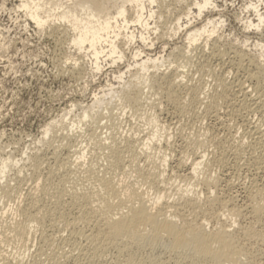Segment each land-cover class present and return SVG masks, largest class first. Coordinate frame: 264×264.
I'll return each mask as SVG.
<instances>
[{"label": "bare ground", "instance_id": "bare-ground-1", "mask_svg": "<svg viewBox=\"0 0 264 264\" xmlns=\"http://www.w3.org/2000/svg\"><path fill=\"white\" fill-rule=\"evenodd\" d=\"M18 1L17 8L22 9L37 28L47 27L49 35H55L59 43H66L78 50L88 51L91 66L95 70H99V63L103 57L112 60L113 63L122 60L124 53L118 47L117 42L120 34L124 31V38L130 42L136 38L133 31L130 30L131 23H138L143 29L148 30L149 19L152 18L154 11L147 8L144 2L148 1L149 4L155 2V0ZM131 4L135 6V16L129 20L130 8L128 5ZM209 4L210 0H198L192 5L196 9L197 15H200L202 9ZM252 8L256 10V6H252ZM191 10V8L188 9V11ZM256 16L258 18V23L255 25L257 28L262 23V15L256 10ZM163 17L166 18L168 15ZM175 20L176 29L179 30L182 27L179 23L180 18L177 17ZM214 23V21L208 20L201 28L187 30L186 42L181 47H176L179 48V51L175 48L178 51L176 57L182 58L180 61L186 62L188 59L192 61L187 53L193 47V43L206 34L204 44L203 42V45L197 43L198 46L194 47V49H198L202 58L199 63L198 61H196L197 64L195 63L196 71L201 75L198 81L189 82L190 79L186 72L188 67H184L185 71L178 70L176 65L175 68L170 69V65L163 66L159 57H146L140 62H136L138 70L131 73L126 81L122 79L124 72L117 76L122 84H120L121 90L116 91V100L123 107L129 108L128 114L130 112L142 115L144 123L153 129L150 130V133L147 131L148 133L145 135L142 132L145 136H139L141 133L134 130L135 132L131 133L130 131V134L121 135V137L116 135L114 137L110 133L103 134V130L101 132L99 126L100 123L102 124L101 121L99 123L101 115H96L97 112H93V108L100 107L97 99L87 109H82L77 120L75 119V126L74 119L70 122V128L69 124L62 123L63 116L60 119V126L56 124L58 120L45 125L41 132L44 137L39 141L46 142L45 144H48V148L51 149L46 153L48 156L44 152L36 151L29 154L27 162L29 160L30 163L27 166L30 171L29 176L33 179L31 188L25 193H21V180H18L14 185L7 182L0 183L1 197L6 198L7 201L15 200H12L14 204L17 200L14 207L13 204L11 206L15 216L18 214L17 217H19L15 219V217L8 216L7 219V215H5V219L3 216L0 218V264H165L160 258H156L158 255H155V252L157 251L166 254L167 261L172 264H264L261 263L263 260L256 263L254 259L259 250L264 248V232L259 231L258 229L261 230L259 227L257 230L255 229V223L264 216V205L260 204V199H258L260 203L255 199L257 196L262 198L260 194L263 189L261 192L255 182L256 179L249 177L252 179L251 184L253 185L252 190H247L246 195L250 203H248L249 209H245L247 206H244L247 201L240 203L246 199L238 201L239 199L234 195L236 192L233 191L234 194L229 192V188L235 183L230 179V172H227V147L232 141L230 142L227 137L230 134L226 133V136L222 135L223 138H220L215 129L217 125L226 129L227 121L233 119L231 118V116L234 117L233 115L242 116L243 113L249 115L250 112L257 111L258 108L264 106V66L248 58L242 51L234 48L228 49L227 46L220 48L216 42L210 43V46L206 48L208 37L214 33ZM248 23V26L252 25V22ZM139 39L146 42L148 37L141 33ZM189 53L191 54V51ZM139 55V50L134 53L136 57ZM180 61H178L180 64H185ZM227 64L231 70L234 68L237 72L245 71L246 79H249L253 84H250V87H245L241 81H238L240 83L227 82L225 79ZM161 67H165L164 70H160ZM216 67L220 69L218 72ZM70 68L69 72L77 74L76 76L83 74L81 73L84 70L82 63L77 62ZM188 72L190 71L188 70ZM205 74L215 76L214 83L209 85L211 88L207 86L206 81L202 80ZM189 75L191 76V74ZM150 93L159 95L157 103L150 99ZM250 94L254 97L249 96ZM250 97L254 99L252 100ZM159 98L173 107L174 115L179 119L193 118V122L196 120L201 125L203 119L211 117L216 122L211 126L210 124L204 126V124L202 133L196 131L199 134L194 135V138L185 137L187 134L182 135L180 126H178V133L179 136H183L181 140L184 145L180 149L182 157L179 155L174 161L176 167L180 169L185 166L184 162L187 160H184V153L186 150H190L194 146L202 148L206 144L212 146V149L209 147L211 155L206 151L210 157L203 152L200 153L201 155H194L195 157L191 158L188 171L185 170L186 173L182 174L180 178L182 183L179 182L176 185L180 175L176 176L178 180L174 176L177 181L173 182L176 185H173V189L170 187V183L168 184L171 181L167 182V177H164L167 160L170 158L167 150H172L173 142L169 141L170 136L164 132V127L157 120L156 114L151 113L152 109H157L161 104ZM146 109H151V112L146 113ZM222 110H224V114H221ZM136 115L134 117H137ZM87 119L90 120L91 127L86 135L87 142L83 148L73 150L75 157L73 153V155L69 154V151L65 152L68 153L67 155H61L60 148L62 146L60 148L59 146L65 144L64 141L60 143L57 140L60 144H54L55 146L52 148L54 142L50 144V141L53 140L45 138L50 133L51 135L55 134L56 128L59 126L60 135L58 136L68 144L72 139H75L76 132L73 131L77 128L76 125L84 124ZM189 124H191L190 121L187 125ZM199 124L196 125L200 126ZM253 124H243L245 126L244 133L247 139L248 137L250 139V141L248 139L249 142L247 141L248 147L259 145V141L264 136L261 125ZM103 125L104 123L101 126ZM104 126H109V129L115 127L114 124ZM130 128L133 127L130 126ZM198 128L201 129V127ZM242 129L240 130L242 131ZM81 132L79 131V133ZM237 141H239L236 145L237 148H233L237 151H233V153L240 158L243 156L240 154L244 153L240 150L244 149L243 144L246 141ZM160 142L164 144L165 149L161 148ZM257 147L252 149L253 153L248 151L250 152L249 156H261L252 165L255 166L254 174L264 170V155H258L261 151H256ZM259 148L262 149V146ZM198 150L200 149L198 148ZM87 152L92 154V157H89L90 160L86 162L84 157ZM167 152L168 154H166ZM10 157V155L0 157V180L15 165V160L11 161ZM237 159L234 161H237L236 165L239 166ZM249 160L248 162L252 164L254 159ZM249 163L246 164V168ZM174 170L173 172H175ZM235 170L236 168L234 172H238ZM176 173L178 172L176 171ZM170 177L168 179H171ZM79 180L81 181L78 182ZM1 200L0 203L3 202V199ZM246 210H249L248 214ZM246 214L250 221L248 219L249 222L246 225L239 224L238 220L246 218ZM11 215L13 216V214ZM227 220L229 221L227 222ZM231 226L233 228H230ZM34 238H38V244L33 252L28 253L27 258L26 251L29 250V244ZM3 246L6 247L3 248ZM17 246L22 247L26 253L12 256L16 252ZM7 247H11L9 251ZM11 253L12 257L9 256Z\"/></svg>", "mask_w": 264, "mask_h": 264}, {"label": "rangeland", "instance_id": "rangeland-1", "mask_svg": "<svg viewBox=\"0 0 264 264\" xmlns=\"http://www.w3.org/2000/svg\"><path fill=\"white\" fill-rule=\"evenodd\" d=\"M195 1H198V0H155L153 4H149L148 1H145L144 2L145 6H147V8H151L154 11L152 18L149 19L148 30L143 29V27L138 23H131L130 30L133 31L136 38L133 41H130V42L127 41V39L124 38L125 33L123 31L117 40L118 47H120L124 53V57L122 58V60L116 61L115 63H113L112 60L105 59L103 57L99 63L100 65L99 70H95L91 66L92 64L89 58L90 53L88 51L78 50L71 45H67L66 43L64 44L59 43L55 35H49V31H47L49 29H47V27H44L43 29L37 28L34 25V23L31 20H29L25 12L22 9L17 8V5L19 3L18 0H0V142H1L0 143V155L2 157L10 155L11 161L14 162L15 160L16 162V163L14 162L15 165L13 166V168H11L10 171L6 172L4 178L0 180V183L3 182L5 184V182H7L9 184L13 183L12 185H14L15 183H17L18 180H21L20 181L21 182L20 184L22 186L20 190L21 193L22 192L25 193L28 189H30L31 186L33 185V179L30 178L29 176L30 171H29V167L27 166L30 163L29 160L27 162V158L29 154H32L35 151L38 153L44 152V154H46L50 152V149H51V148L50 149L48 148L47 146L48 144L47 145L45 144L46 142L45 143L42 142L43 143L42 145V143L39 141V139L44 137L41 132L43 128H45V125L51 122H56L58 120L56 124L60 126L61 125L60 119L63 116L62 123L64 124L67 123V125L69 124L68 127L70 128V122H72L74 119L75 123L74 122L73 123L75 126L76 120L78 118V114L80 115V113L82 112V109H87L92 104V102H94L96 99L99 101L100 107L93 108V112H97L96 115L97 114L101 115L100 116L101 118L105 114L104 115L105 119H104V116H103V119L99 118V123L101 121L102 124L104 123V125H108V124L115 125V127L113 126L112 128H110L111 130H113L111 131L109 129V126L106 127L103 125L104 126L103 127L101 126L102 124L100 123L101 124V125L99 124V126L101 127L100 130L101 132L103 130L102 132L103 134L105 133L106 135L107 133L108 135L110 133V135H113L114 137L115 135L117 137H121V135L125 136L128 133L130 134V131L131 133L135 131L140 132L141 134L139 133L140 134L139 136H145L148 132L150 133V130H153V129H151L150 126L144 123L142 115H136L130 112L128 114V111H130L129 108L123 107L122 104L121 103L119 104L118 103L119 101L116 100L115 98L116 91L121 90L120 84H122V81H119L117 76L120 73L124 72L122 79L126 81L129 78L131 73H134L135 71L138 70L136 62H140L142 59H145L146 57H150V58L159 57V61H162L163 66L170 65L171 66V67L169 66L170 69H173L177 66L178 70L185 71L184 67L185 66L188 67L186 68V72L188 73V77L190 79L189 82L193 83V82L198 81L201 75L197 73L196 71V68H197L196 61H198L199 63V61L202 58L198 52V49L196 50L194 49V47L198 46V44H202V42L206 40V34L201 36L200 39H198L195 43H193L192 45L193 47H191L190 49L191 54L189 53L190 51L187 53L188 56H190L189 58L192 59V61L188 59L189 62L188 60H186V62L184 61L185 64H180L178 61H180L182 58L180 59L176 57L178 56L177 52L179 51L178 50L179 48L177 49L176 47H181L182 44L186 42L187 30L189 29L195 30L197 28H201L202 25L208 20L214 21L215 27H214V33L208 37V43L206 44V48L210 46V43L216 42L220 48H225L227 46L228 49L234 48V49L240 50L243 53H245L246 56H248V58L253 59L254 62L256 63L263 64L264 66V0H210V4L202 9L200 15H197V11L196 9H194V6L192 5ZM252 6H256V10L262 15V23L257 28L255 25L256 23H258V20H257L258 18L256 16V10L252 8ZM128 8H130L129 20H132L133 17L135 16V12H134L135 6L134 4H131V5H128ZM189 8H191L192 10L188 11ZM167 9L169 10L167 11ZM175 10H177L176 13H175ZM167 15L168 17L166 18L163 17ZM174 17L180 18L179 23L182 25V27L179 30L176 29V20ZM249 21L252 22V25L250 26H248ZM141 33L144 34L146 37H148L146 42H142L139 39ZM175 48L178 51H176ZM138 50H139L140 55L136 57L134 56V53H136ZM191 55L193 56V58ZM77 62L82 63L84 65V70L83 72H81L83 74L82 75L78 74L79 76H76L77 74L69 72L71 71L70 66L74 64L76 65ZM180 62L184 63L182 61ZM191 66H193L194 69H192L193 67ZM164 68L165 67L163 68L161 67L160 70H164ZM229 68L230 67L227 64L228 73L227 72H226L227 74L225 73V79L227 80V82L237 83L238 81H241L243 82V85L245 87L246 86L250 87L251 86L250 84H253L251 83L249 79H246L245 71L243 72L240 70L237 72L234 68H232L233 70ZM216 69L215 70L217 72L220 70L217 67ZM188 70L190 72L192 71L193 72L190 73L188 72ZM138 73H141V71H138ZM189 74H191V76ZM208 75L209 74L203 75L202 80L206 81L205 83L207 84V86L211 88L210 86L214 83L215 76L213 74H212L213 76L212 75L208 76ZM253 94L255 95V93ZM251 95L252 94H250L249 96ZM149 96L151 100L153 99V102L157 103L158 101L157 99L159 95H154L153 93H150ZM251 99L253 100L254 98H251ZM159 101H161L160 98H159ZM148 109H146L147 110L146 113H148V111L149 113L152 111L151 113L156 114L157 120L164 127V132L165 133L167 132L166 134L170 136L169 141L171 143L173 142L172 150H167L170 154L171 159L170 158L168 159V156H169L168 155L167 156L168 160H167V165H166L167 167H165L167 169L165 170V173H164L165 174L164 177L165 178L167 177L166 178L167 182L168 180L171 181V182H168V184L170 183V187L172 188L173 185H175L173 184V182L176 180L177 178L176 176L180 175L179 180L178 178H177L178 181L176 180L177 183L176 182L174 183H176V185H178L179 182L182 183V179L180 178L182 174L188 171L187 169H188L190 161L192 160L191 159L192 157L201 155L203 152H205L204 154H206V156L208 157H210L209 155H211L210 152H211L212 146L210 145L208 146L207 144H206L207 146L203 145L204 148L203 147L200 148L201 146L200 147L194 146L192 147L193 150L192 149L186 150V152H189V153H186V152L184 153V158H185L184 160H187L184 162V165L185 166L187 164L188 165L186 167L185 166L180 167V169L179 167H176L175 166L176 162L174 161L177 159L179 155L180 157H182L183 155L182 151H180L181 147L184 145L183 140H181L182 139L181 137H183L182 135L185 136L187 134L185 137L194 138V135H198L199 133H202V130H203L202 128L204 126H209V124L210 126L215 125L216 122L211 117L206 118L208 120L203 119L201 122L202 123L201 125L197 123L195 119H194L195 120L194 121L195 123H194L192 121L193 118L192 119L191 118L189 119L180 118L179 119L178 117H176V115H174L173 111L175 110L173 109V107L163 101H161V104L158 105L157 109L155 110L150 109L151 111ZM252 112H250L251 115L250 114L246 115V113H243L242 116H235V115H233L234 117L231 116V118L233 119H228L227 128L229 129L226 128L227 130L225 128H222L219 125H217L215 128L216 131H218L219 134L217 135H219L220 138H223V136H226V133L230 134V136L227 135L228 140H230V142L232 141L231 144L235 145V146L233 145L231 146L230 144L227 147V151H228L227 153L228 155L227 156V168H228L227 172L228 171L230 172V174L228 173L230 175V179H232V182H235L234 186H231L232 188L231 187L229 188V192L231 194H234L236 192L234 195L237 197V199H239L238 201L246 199L244 201H240V203H243V202L245 203L247 201V203L244 205V206H247L245 209H249L248 207L250 204L248 202L249 200H247L246 195L248 193L247 190L249 189L252 190V187H253V185L251 184V181H252L251 178L256 179V181L255 180L254 181L257 182L256 184L260 188L261 192L263 189V192L260 194L262 198L259 195L260 198H258L257 196V198L255 199H256V202H258L259 201L258 199H260L261 203L260 202L258 203L264 205V170L260 171L259 173L257 172L254 174L255 166H252L253 163L255 164L256 159L258 158L260 159L261 156L254 155L252 157V156H249L250 152H248V151L252 152L253 151L252 149L258 146L257 147L258 149L256 148L257 149L256 151L258 152L261 151L258 153V155L263 156L264 155V136L259 141V143L261 144V145L259 144L260 146L257 144L256 146L254 145V146L248 147L249 146L248 142L250 141V139L248 137L249 139L248 141L244 133L245 126L243 125L245 123L249 125L250 123L251 124L258 123L259 125H261L262 129L264 130V119H263L264 118V106H262L261 108H258L257 111H254L253 112L254 114ZM132 114L136 115L137 117H134V115ZM221 114H224V110L221 111ZM110 117L111 119H108ZM118 118H121V119H118ZM117 119L119 120V123ZM87 120H85L84 124H81V125L79 124L80 126L76 125L77 128H75V130L73 131V132H76L75 139L74 140L72 139L73 141L71 140L70 141L71 143L69 142L70 144L69 143L67 144L65 140H61L59 138L60 136L58 135L60 134L58 130L60 129H58L59 126L57 125L56 126L58 128H56L57 129L56 133L52 135L50 133L47 136H45V138L53 140V141H50V144L54 142L52 144L53 145L52 148L55 146L54 144H60V143H63L64 141L65 144H62L59 146V148L61 146L63 147V148L62 147L60 148L61 150L59 149L61 155L63 154H64L63 156L67 155L68 153H65V152H68V151H69V154L73 155L74 154L73 150L83 148L84 145L86 144L85 142H87L86 135L89 133V130L91 128L90 120L89 121ZM181 120L182 122H180ZM189 121L193 126L191 124H189L190 126L187 125ZM113 122H115L116 124L118 123V124L116 125ZM196 124H199L200 126ZM237 124L238 125L240 124V125L238 126ZM130 126H132L133 128H130ZM178 126H180V132L183 133L180 136L178 133L179 132ZM198 127H201V129ZM236 127H239V128H236ZM194 129H197V130H194ZM240 129H242V131ZM137 130H141V131H137ZM191 130L194 133H192ZM63 131L65 132V130ZM79 131H82L81 132L82 134L79 133ZM196 131H199V133L198 132L196 133ZM235 134H237L236 135L237 137L235 136ZM54 135H55V138H54ZM233 137L234 138L236 137V138L234 139ZM57 140L60 143H58ZM237 140H241L243 142L246 141L245 144H243L244 149L240 150L242 153L244 152L243 154H240L243 156L239 155L241 159L239 157H236L235 153H233V151L234 152L237 151L236 149H233V148H237L236 145L239 142ZM261 141L263 142V145ZM72 142L75 144H73ZM44 144L46 147L44 146ZM64 145L66 146L68 145V147L65 146L64 148ZM71 145H73L74 147ZM160 145L162 149H165L163 147L164 144L162 142H160ZM261 146H262V149L259 148ZM195 147H198L200 150H198V148H195ZM67 148L69 149L67 150ZM202 149H205V150H202ZM195 150L196 152H194ZM206 151L207 153H209V155H207ZM168 152L166 154H168ZM85 154L86 155L84 157V161L87 162L88 160H90L89 157L90 158L92 157V154L88 152ZM46 156H48V154H46ZM233 156H235L236 158ZM74 157H75V154H74ZM252 158L254 159L253 160L254 162L252 161ZM235 159L238 160L239 166H242L241 168L238 165H236L237 161H234ZM248 160L252 161V164L251 162L249 163ZM248 163L249 165L247 166L248 167L251 166L252 168L251 167L250 168L252 170L250 168L247 169L248 167L247 168L245 167L246 164ZM18 164L21 166H19ZM23 166H24V170H23ZM228 166L231 168H229ZM25 168L27 172L25 171ZM235 168H236L235 171H238V172H234ZM174 169H177V170H174ZM241 169L243 170L245 169L246 171L245 170L243 171ZM173 170L175 172H173ZM176 171L178 173H176ZM18 172H20L19 173L20 175L18 174ZM175 173L178 175H176ZM231 174L235 175L236 177ZM244 174L246 175L244 176ZM240 175H243V176H240ZM168 176L169 177L171 176L170 178L172 180L168 179L169 178ZM23 177L24 179H22ZM236 179L238 180V182ZM80 181L81 180H79L78 182ZM250 184L251 186H249ZM243 185L244 186L246 185L247 188L244 187ZM0 198L3 199V202L6 201L4 202V204L3 202L0 203V208L1 207L3 208V209H0L1 210L0 218H2L3 216L5 219L6 217L5 215H7L6 217L7 219L9 218L8 216L15 217V219L19 218L17 217L18 214L15 216L12 210L14 205L17 203V200L14 204L13 201L15 200L13 199H9L7 201L6 198L1 197V195H0ZM1 199L0 201H2ZM10 200L11 201L13 200L12 203ZM10 207L12 208L10 209ZM246 211H247L246 213L248 214L249 210H246ZM11 214H13V216ZM247 214H246L247 219L241 218V220H238V223L240 222L239 224L243 223V225H246L250 221V218ZM244 219H246L247 221ZM228 221L229 220H227V222ZM258 227L261 228V230L258 229ZM230 228H233V227L231 226ZM255 229L256 230L258 229L259 231L264 232V216L260 218L259 222L255 223ZM37 239L38 238L36 239L34 238L32 242H30L31 245L29 244V247H28L29 250L26 251L27 253L22 250V247L19 248V246H17L16 247L17 250L15 249L16 252L14 251L15 253H13L14 255H12L11 253L9 256L10 257L17 256V254L20 255L23 252H25L26 253L25 255H27V258H28V253L33 252L35 247L38 244ZM5 247L6 246H3V248ZM10 248L7 247L8 251L10 250ZM261 250L262 249H260L259 253H257L258 255L256 254L254 257L256 263L262 260L264 261V248L262 251ZM260 252H262L263 254H261ZM155 255H158L159 257L156 256V258H160V260H162L165 264L171 263L167 261L168 257L166 254L164 255L163 252L157 251L155 252ZM263 261L261 263H264Z\"/></svg>", "mask_w": 264, "mask_h": 264}]
</instances>
